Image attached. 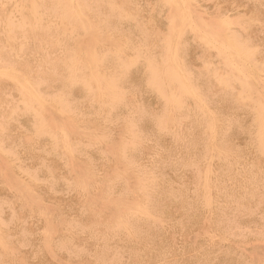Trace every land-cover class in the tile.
<instances>
[{"label":"rangeland","instance_id":"374dc122","mask_svg":"<svg viewBox=\"0 0 264 264\" xmlns=\"http://www.w3.org/2000/svg\"><path fill=\"white\" fill-rule=\"evenodd\" d=\"M2 1L0 0V7L4 10L2 12L0 10V18L2 16L0 19V29L2 28L0 30V63H2L0 64V76H2L0 77V92L2 93V95L0 93V126L3 128H0V243L2 244H0V251L3 250L0 252V264H264V187H230V178L218 174L221 171L215 167L214 145H204L203 150H198V145L187 142L190 141L189 137H192L195 129L190 128L187 115L179 110L184 103L183 93L189 99L193 94L183 74L182 54L179 53L180 49L177 45L188 31L194 30L193 25L200 22V13L205 11V6L211 4V0H168L166 2L165 0H70L68 3L66 0H57L59 1L57 6L54 4L56 0L54 3L50 2L51 0L49 3L42 0V4L41 0H31L36 4L30 0H23L28 4L22 0ZM8 1L10 3H7ZM70 2L72 7H70ZM238 2L239 7H244L246 4V0H238ZM66 3L67 7H63ZM121 3H124V6ZM254 3L255 7L264 8V0H254ZM60 4L63 5H61L63 9L67 8L64 12L60 11L62 9L59 7ZM24 7L32 9L31 12L33 11L34 16L37 15L36 18L33 14L31 15L30 9L26 12ZM73 7L76 8L73 9ZM14 9L18 11L17 15ZM22 9L28 14L26 15ZM58 11L63 13L60 14ZM68 11L70 12L67 13ZM71 11L74 12L73 18L79 14L76 17L79 21L76 25ZM85 11L87 14L90 12L92 16L89 14L88 16ZM51 13L55 14L52 16ZM61 15L62 22L59 21ZM68 16L69 21L73 20L75 23L70 24ZM85 16H88V21ZM38 19L41 24L36 22ZM148 19L149 21L145 22ZM247 19L250 21L248 23L256 24L262 22L264 15H245L240 17L239 22L244 23ZM78 24H81L80 27L84 31ZM101 24L105 27H101ZM73 26L77 29L72 28ZM172 27L175 28L174 31ZM171 31L174 36L168 33ZM66 32L70 33L69 36ZM80 34L83 36L81 37ZM188 34L187 37L191 36ZM160 38L164 43L159 41ZM44 40L51 42L46 44ZM53 42L57 44L53 46ZM59 43L62 44L59 45ZM147 43L150 44L147 45ZM43 45L45 48L42 47ZM75 45L77 47H74ZM114 45L119 50L115 49V53L112 54ZM52 46H57L54 51ZM62 47L68 48L65 51H68L69 55ZM82 52H85L86 56ZM89 52L90 56H88ZM98 53H101L100 59H97ZM8 56L12 60L10 58L7 60ZM61 57L63 60L67 58L66 62L70 61L65 63ZM88 57H91L93 61L90 59L88 61ZM71 58H75L73 60L77 61L75 62L77 66ZM78 61L83 64L81 65ZM95 61L97 64L94 63ZM88 62L92 63L87 65ZM12 63H14L13 68H11ZM70 67L74 68L73 71ZM75 67L78 70L75 71ZM22 69L25 70L23 73ZM73 72H75L74 76L70 74ZM98 74L102 77L101 79L98 78ZM114 74L116 75L113 76ZM105 77L107 81H104ZM101 82L104 85H100ZM15 83L18 85L16 86ZM9 85L10 88L7 87ZM2 86L5 87L4 90ZM85 86L86 89H84ZM100 87L104 91H100ZM111 87L115 89L111 90ZM93 88L99 91L96 92ZM106 91L113 93V96ZM15 92H19L20 96ZM29 95L37 97L35 99L34 96ZM37 98L38 101H36ZM108 99L110 100L105 101ZM59 106L63 107V110ZM28 110L30 111L27 112ZM165 116L168 119L166 121H164ZM66 118H72L74 122ZM50 119H53V122ZM162 124L166 127H162ZM58 128L63 132H60ZM85 129L88 131L92 129L93 132L92 130L85 131ZM91 136L97 138V143ZM91 141H94L93 144ZM60 142L62 144L64 142L66 147ZM19 152L22 153L19 154ZM198 155L201 156L200 160L197 159ZM6 160L7 162H4ZM207 171L210 174L213 172L214 175L213 173L208 174ZM220 181L225 183L220 184ZM14 186L17 187L14 188ZM203 192L207 193L204 194L209 200ZM193 200L195 201L192 202ZM36 206L39 209L38 213ZM139 210L142 213H139ZM41 220L46 226L42 225ZM47 227L51 229L49 230L51 234L48 233ZM41 240L45 242L42 243ZM48 254H51L52 258Z\"/></svg>","mask_w":264,"mask_h":264},{"label":"crops","instance_id":"0c3cea01","mask_svg":"<svg viewBox=\"0 0 264 264\" xmlns=\"http://www.w3.org/2000/svg\"><path fill=\"white\" fill-rule=\"evenodd\" d=\"M204 10L193 25L196 32L188 31L177 45L193 94L189 99L183 93L179 108L195 129L187 142L198 145V150L214 145L215 167L230 178V187H264V19L256 24L248 19L246 24L239 22L245 15H264V8L255 7L254 0H246L244 7L238 0H211Z\"/></svg>","mask_w":264,"mask_h":264},{"label":"bare ground","instance_id":"6f19581e","mask_svg":"<svg viewBox=\"0 0 264 264\" xmlns=\"http://www.w3.org/2000/svg\"><path fill=\"white\" fill-rule=\"evenodd\" d=\"M9 1H10V0H9ZM9 1H8L7 3H10ZM13 1H14V0H13ZM17 1H18V0H17ZM17 1H16V2H17ZM30 1H31V0H30ZM49 1H50V0H46L45 2H48V3H49ZM63 1H65V0H63ZM63 1H62V2H63ZM68 1H70V0H66L67 3H68ZM74 1H75V0H74ZM76 1H77V0H76ZM88 1H89V0H88ZM112 1H113V0H112ZM112 1H110V3H111ZM119 1H120V0H119ZM143 1H144V0H143ZM166 1H168V0H165V2H166ZM1 2H3V1L1 0ZM22 2H25V1L22 0ZM31 2H35V1H31ZM42 2H43V1L41 0L40 3L42 4ZM50 2H53V3H54V0H51ZM56 2H57V0H56L55 3H54V4H56L55 6H57V4H58L59 1H58L57 3H56ZM60 2H61V1H60ZM149 2H150V1H149ZM154 2H155V1H154ZM163 2H164V1H163ZM173 2H174V1H173ZM177 2H178V1H177ZM13 3H14V2H13ZM25 3H26V2H25ZM63 3H64V2H63ZM67 3H66L65 6H63L62 4H60L59 7H61V5H62L63 7H67ZM70 3H71V2H70ZM77 3H79V1H78ZM114 3L116 4L115 1H114ZM125 3L128 4L129 2H125ZM150 3H151V2H150ZM150 3H149V4H150ZM160 3H161V1H160ZM170 3H171V2H170ZM219 3H220V2H219ZM5 4H6V3H5ZM18 4H19V3H18ZM20 4H21V3H20ZM22 4H23V3H22ZM26 4H28V3H26ZM35 4H36V2H35ZM81 4H82V3H81ZM121 4H122V6H124V5H123L124 3H121ZM146 4H147V3H146ZM179 4H180V3H179ZM3 5H4V4H3ZM31 5H32V3H30V6H31ZM45 5H47V3H45ZM49 5H52V4H49ZM68 5H69V4H68ZM78 5H79V4H78ZM111 5H112V3H111ZM129 5H130V4H129ZM133 5H134V4H133ZM165 5H166V4H165ZM174 5H175V4H174ZM180 5H181V4H180ZM1 6H2V5H1ZM17 6H18V5H17ZM20 6H22V5H20ZM35 6H36V5H35ZM35 6H34V8L37 7V6H36V7H35ZM40 6H41V5H40ZM76 6H77V5H76ZM79 6H80V5H79ZM116 6H117V5H116ZM122 6H121V7H122ZM145 6H146V5H145ZM167 6H168V5H167ZM178 6H179V5H178ZM231 6H232V4H231ZM12 7H13V6H12ZM38 7H39V6H38ZM38 7H37V8H38ZM41 7H42V6H41ZM68 7H69V6H68ZM70 7H72V3L70 4ZM80 7H81V6H80ZM80 7H78V9H79ZM113 7H114V5H113ZM117 7H120V6H117ZM151 7H152V6H151ZM174 7H175V6H174ZM174 7H173V8H174ZM180 7H181V6H180ZM232 7H233V6H232ZM18 8H19V7H18ZM21 8H22V7H21ZM24 8H25V7H24ZM37 8H36V9H37ZM48 8H49V7H48ZM51 8H52V7H51ZM57 8H58V7H57ZM61 8H62V7H61ZM75 8H76V7H75ZM75 8L73 7V9H75ZM83 8H84V7H83ZM114 8H115V7H114ZM130 8H132L131 5H130ZM135 8H136V7H135ZM149 8H150V7H149ZM167 8H168V7H167ZM169 8H170V7H169ZM169 8H168V9H169ZM3 9H5V8H3ZM11 9H12V8H11ZM27 9H28V7H27ZM27 9L25 8V11H26ZM29 9H30V8H29ZM29 9H28V10H29ZM32 9H33V5H32ZM32 9H30V12H31ZM41 9H42V8H41ZM49 9H50V8H49ZM52 9H53V8H52ZM54 9H55V8H54ZM62 9H63V8H62ZM62 9H60V11H63V12H64V10H66L67 8H66V9H63V10H62ZM69 9H70V8H69ZM69 9H68V10H69ZM133 9H134V8H133ZM152 9H153V8H152ZM230 9H231V8H230ZM0 10H1V12L4 11V10H2L1 7H0ZM8 10H10V9L8 8ZM17 10H18V9H17ZM56 10H57V9H56ZM56 10H55V11H56ZM58 10H59V8H58ZM70 10H71V9H70ZM84 10H85V9H84ZM87 10H88V8H87ZM128 10H129V9H128ZM131 10H132V9H131ZM142 10H143V9H142ZM165 10H167V9H165ZM235 10H236V8H235ZM14 11H16V10L14 9ZM14 11H13V12H14ZM22 11L24 12L23 9H22ZM34 11L37 12L36 10H34ZM38 11H40V10H38ZM43 11H44V10H43ZM46 11H47V13H48L47 8H46ZM60 11H58V12H60ZM75 11H76V10H75ZM90 11H91V9H90ZM122 11H123V10H122ZM147 11H148V10H147ZM17 12H18V11H16L15 14H16ZM26 12H27V11H26ZM44 12H45V11H44ZM44 12H43V14H44ZM50 12H51V11H50ZM53 12H54V11L52 10V13H53ZM56 12H57V11H56ZM63 12H60V14L63 13ZM65 12H66V11H65ZM69 12H70V11H68L67 13H69ZM71 12H72V11H71ZM92 12H93V11H92ZM117 12H118V11H117ZM129 12H130V11H129ZM133 12H134V11H133ZM137 12H138V11H137ZM152 12H153V10H152ZM165 12H166V11H165ZM165 12H164V13H165ZM171 12H172V11H171ZM177 12H178V11H177ZM235 12H236V11H235ZM24 13H25V12H24ZM45 13H46V12H45ZM52 13H51L50 15L53 16L55 13H54V14H52ZM72 13H73V15L71 14L72 19L75 18L74 20L76 21V23H75V21H73V20H72L71 22H72V23H75V25H76L77 22H79V21L76 20V17H77V15H79V14H77V15L73 18V16H74V12H72ZM75 13H77V12H75ZM85 13L87 14L86 11H85ZM120 13H121V12H120ZM135 13H136V10H135ZM139 13H140V12H139ZM147 13H148V12H147ZM166 13H167V12H166ZM166 13H165V14H166ZM175 13H176V12H175ZM25 14L27 15L28 13H25ZM29 14H30V13H29ZM32 14H33V11L31 12V15H32ZM43 14H42V15H43ZM57 14H58V13H57ZM88 14L90 15V12H89ZM88 14H87V15H88ZM93 14H94V13H93ZM96 14H97V13H96ZM96 14H95V16H96ZM151 14H152V13H151ZM168 14L170 15L171 13H168ZM173 14H174V13H173ZM179 14H180V12H179ZM1 15H2V14H1ZM16 15H17V14H16ZM40 15H41V14H40ZM40 15H39V16H40ZM42 15H41V16H42ZM65 15H68V14H65ZM69 15H70V14H69ZM89 15H88V16H89ZM123 15H124V14H123ZM136 15H137V14H136ZM146 15H147L146 18H148V14H146ZM166 15H167V14H166ZM176 15L178 16L177 13H176ZM3 16H4V15H3ZM11 16H12V14H11ZM20 16H21V15H20ZM22 16H23V15H22ZM33 16H34V14H33ZM35 16H37V15H35ZM35 16H34V17H35ZM41 16H40V17H41ZM43 16H44V15H43ZM58 16H59V14H58ZM58 16H57V17H58ZM63 16H64V15H63ZM88 16H87V17L85 16V17L87 18V21H88ZM90 16H92V15H90ZM121 16H122V15H121ZM125 16H126V15H125ZM163 16H164V15H163ZM167 16H168V15H167ZM174 16H175V14H174ZM15 17H16V16H15ZM28 17H29V16H28ZM40 17H37V18H40ZM61 17H62V15L60 16V20H59V21L62 20ZM78 17H79V16H78ZM80 17H81V16H80ZM85 17H84V18H85ZM185 17H186V16H185ZM1 18H2V16H1ZM1 18H0V19H1ZM5 18H6V17H5ZM5 18H3V19H5ZM11 18H12V17H11ZM35 18H36V17H35ZM50 18H51V17H50ZM50 18H49V19H50ZM53 18H54V17H53ZM64 18H66V17H64ZM93 18H94V16H93ZM117 18H118V17H117ZM9 19H10V18H9ZM21 19H22V18H20V20H21ZM27 19L30 20V18H27ZM58 19H59V17H58ZM67 19H68V22H69L70 24H72V23L69 21V16L67 17ZM81 19H82V17H81ZM81 19H79V20H81ZM131 19H132V17H131ZM142 19H143V18L141 17V20H142ZM10 20H11V19H10ZM12 20H13V19H12ZM17 20H18V19H17ZM29 20H28V21H29ZM63 20H64V19H63ZM82 20H83V19H82ZM82 20H81V21H82ZM84 20H86V19H84ZM89 20H91V18H89ZM99 20H100V19H99ZM139 20H140V19H139ZM168 20H169V19H167V21H168ZM188 20H189V19H188ZM5 21L8 22L7 20H5ZM5 21H4V22H5ZM32 21H33V20H32ZM37 21H38V24H39V23L41 24V22H39V21H40L39 19L36 20V22H37ZM43 21H44V19H43ZM51 21H52V20H51ZM64 21H65V20H64ZM64 21H63V24H64ZM87 21H86V23H87ZM92 21H95V19H94V20L92 19ZM92 21H91V22H92ZM147 21H149V19L146 20L145 22H147ZM150 21H151V20H150ZM0 22H1V21H0ZM4 22H3V24H4ZM49 22H50V21H49ZM61 22H62V21H61ZM142 22H143V20H142ZM187 22H188V21H187ZM82 23H83V22H82ZM88 23H90V22H88ZM93 23H94V22H93ZM97 23H98V21H97ZM100 23H101V21H100ZM133 23H134V22H133ZM178 23H180V22H178ZM190 23H191V22H190ZM3 24H2V25H3ZM5 24H6V23H5ZM53 24H54V23H53ZM53 24H52V25H53ZM58 24H59V23H58ZM83 24H85V23H83ZM94 24H95V23H94ZM94 24H91V26L94 25ZM98 24H99V23H98ZM143 24H145V23H143ZM184 24H185V23H184ZM191 24H192V23H191ZM219 24H220V23H219ZM221 24H222V23H221ZM54 25H55V24H54ZM60 25H62V24H60ZM64 25H66V23H65ZM64 25H63V26H64ZM68 25H69V24H68ZM73 25H74V24H73ZM80 25H81V24H80ZM80 25L78 24L79 27H80ZM139 25H141L140 22H139ZM146 25H147V24H146ZM166 25H167V23H166ZM169 25H170V24H169ZM180 25H182V24H180ZM185 25H186V24H185ZM4 26H5V25H4ZM4 26H3V28H4ZM69 26H70V25H69ZM69 26H68V27H69ZM85 26H86V25H85ZM88 26H89V25H88ZM96 26H97V25H96ZM102 26H104V24H103V25L101 24V27H102ZM142 26H145V25H142ZM149 26H150V24H149ZM172 26H173V24H172ZM177 26L180 27L178 24H177ZM177 26L175 25V27H177ZM225 26H226V25H225ZM0 27H1V25H0ZM89 27H90V26H89ZM92 27H93V26H92ZM92 27H91L90 29H92ZM94 27H95V25H94ZM104 27H105V26H104ZM107 27H108V26H107ZM118 27H119V26H118ZM147 27H148V25H147ZM169 27L171 28V25H170ZM69 28H71V27H69ZM72 28H74V26H73ZM80 28H81V27H80ZM99 28H100V27H99ZM154 28H155V27H154ZM164 28H165V27H164ZM172 28H173V27H172ZM182 28H183V27H182ZM186 28H187V27H186ZM194 28H195V27H194ZM1 29H2V28H1ZM1 29H0V30H1ZM62 29H64V27H63ZM74 29H75V28H74ZM76 29H77V28H76ZM76 29H75V30H76ZM78 29H79V28H78ZM81 29H82V28H81ZM84 29H85V28H84ZM86 29H88V27H86ZM86 29H85V30H86ZM90 29H89V31H90ZM104 29H105V28H104ZM148 29H149V28H148ZM148 29H147V30H148ZM155 29H157V28H155ZM166 29H167V27H166ZM176 29H177V28H176ZM69 30H70V29H69ZM69 30H65V31H69ZM71 30H72V29H71ZM79 30H80V29H79ZM82 30H83V29H82ZM102 30H103V29H102ZM108 30H109V29H108ZM120 30H122V29H120ZM168 30H169V29H168ZM170 30H171V29H170ZM172 30L174 31L175 28H173ZM177 30H178V29H177ZM28 31H29V28H28ZM53 31H54V30H53ZM55 31H56V30H55ZM73 31H74V30H73ZM83 31H84V30H83ZM87 31H88V30H87ZM89 31H88V32H89ZM103 31H104V30H103ZM110 31H111V30H110ZM113 31H114V30H113ZM113 31H112V32H113ZM173 31L168 32V33H172ZM194 31H195V29H194ZM57 32H59V31H57ZM69 32H71V31H69ZM69 32H66V34H68V36H69V34H70ZM78 32H79V31H78ZM80 32H81V30H80ZM95 32H96V31H94V33H95ZM112 32H110V33L112 34ZM122 32H123V31H122ZM122 32H120V33H122ZM150 32H151V30H150ZM158 32H160V31H158ZM165 32H167V30H166ZM195 32H196V31H195ZM53 33H54V32H53ZM60 33H61V32H60ZM81 33H82V32H81ZM83 33H85V32H83ZM86 33H87V32H86ZM97 33H99V32H97ZM105 33H106V32H105ZM179 33H181V32H179ZM56 34H57V33H56ZM63 34H64V32H63ZM73 34H75V33H73ZM116 34H117V33H116ZM174 34H175V32H174ZM221 34H222V33H221ZM26 35H27V34H26ZM26 35H25V36H26ZM51 35H52V33H51ZM58 35H61V34H58ZM80 35H81V34H80ZM96 35H98V34H96ZM100 35H101V34H99V36H100ZM103 35H104V34H103ZM103 35H102V36H103ZM113 35H114V34H113ZM148 35H151V34H148ZM166 35H168V34H166ZM166 35H165V36H166ZM171 35L174 36L173 33H172ZM222 35H224V34H222ZM18 36H19V35H18ZM20 36H22L21 32H20ZM23 36H24V35H23ZM52 36H53V35H52ZM61 36H63V35H61ZM75 36L77 37V35H75ZM82 36H83V34L81 35V37H82ZM107 36H108V35H107ZM109 36H110V35H109ZM118 36H119V34H118ZM144 36H145V35H144ZM169 36H170V35H169ZM172 36H171V38H172ZM199 36H200V34H199ZM11 37H14V36L11 35ZM16 37H17V36H16ZM31 37H32V36H31ZM53 37H54V36H53ZM58 37H59V36H58ZM58 37H57V38H58ZM63 37H64V36H63ZM90 37H91V36H90ZM142 37H143V36H142ZM151 37H152V36H150V38H151ZM208 37H209V36H208ZM222 37H224V36H222ZM19 38H21V37H19ZM73 38H74V37H73ZM78 38H80V37H78ZM99 38H100V37H99ZM110 38H111V36H110ZM150 38H149V39H150ZM167 38H168V36L165 37V40H166ZM224 38H225V37H224ZM34 39H35V38H34ZM55 39H56V38H55ZM66 39H67V38H66ZM70 39H71V38H70ZM82 39H83V38H82ZM108 39H109V38H108ZM122 39H123V38H122ZM133 39H134V38H132V40H133ZM152 39H153V38H152ZM156 39H157V37H156ZM163 39H164V38H163ZM174 39H175V38H174ZM174 39H173V41H174ZM209 39H210V37H209ZM39 40H40V39H39ZM50 40H51V38H50ZM52 40H53V39H52ZM161 40H162V39L160 38L159 41L162 42ZM169 40H170V37H169ZM225 40H226V39H225ZM42 41H43V40H42ZM44 41H46V40H44ZM48 41H49V40H48ZM48 41H46V44H48V43L51 42V41H50V42H48ZM53 41H55V40H53ZM56 41H58V40H56ZM71 41H72V40H71ZM99 41H100V40H99ZM112 41H113V39H112ZM136 41H137V40H136ZM151 41H152V40H151ZM155 41H156V40H155ZM196 41H197V40H196ZM207 41H208V40H207ZM210 41H211V40H210ZM230 41H231V40H230ZM60 42H61V41H60ZM65 42H66V40H65ZM74 42H75V40H74ZM95 42H96V41H95ZM137 42H138V41H137ZM148 42H150V41H148ZM152 42H153V41H152ZM165 42L167 43L168 41H165ZM37 43H38V42H37ZM53 43H54V42H53ZM55 43H56V42H55ZM55 43L53 44V46L55 45ZM93 43H94V42H93ZM101 43L103 44V42H101ZM114 43H115V42H114ZM123 43H125V42H123ZM135 43H136V42H135ZM153 43H154V42H153ZM162 43H164V41H163ZM169 43H170V42H169ZM43 44H45V43L43 42ZM56 44H57V43H56ZM60 44H62V43H59V45H60ZM96 44H98V43H96ZM126 44H127V43H126ZM137 44H138V43H137ZM148 44H150V43H147V45H148ZM198 44H199V43H198ZM229 44H230V43H229ZM242 44H243V43L240 42V45H242ZM39 45H40V44H39ZM51 45H52V44H51ZM103 45H104V44H103ZM105 45H106V44H105ZM171 45H172V44H171ZM202 45H203V44H202ZM202 45H201V46H202ZM227 45H228V44H227ZM14 46H15V45H14ZM47 46H48V45H47ZM53 46H52V47H53ZM95 46H96V45H95ZM98 46H99V45H98ZM114 46H115V45H114ZM114 46H113V47H114ZM116 46H117V44H116ZM116 46H115L114 49H112V50H113L112 54L115 53L114 50L118 48V47L116 48ZM130 46H131V45H130ZM133 46H134V45H133ZM204 46H205V45H204ZM224 46H225V45H224ZM17 47H18V46H17ZM42 47H44V45H43ZM55 47H57V46H55ZM55 47H53V49H52L53 51H54V48H55ZM74 47H77V46L75 45ZM93 47H94V46H93ZM93 47H92V48H93ZM96 47H97V46H96ZM99 47H100V46H99ZM104 47L106 48V46H104ZM113 47H112V48H113ZM121 47H122V46H121ZM135 47H137V46L135 45ZM217 47H220V46H217ZM221 47H222V46H221ZM239 47H240V46H239ZM245 47H246V46H245ZM44 48H45V47H44ZM62 48H63V47H62ZM66 48H67V47H66ZM66 48H65V49H66ZM70 48H71V47H70ZM92 48H91V49H92ZM172 48H173V47H172ZM172 48H171V49H172ZM210 48H211V45H209V49H210ZM229 48H230V46H229ZM235 48H236V47H235ZM57 49H58V48H57ZM63 49H64V48H63ZM65 49H64V51H65ZM88 49H89V48H88ZM88 49H87V52H88ZM95 49H96V48H95ZM99 49H100V48H99ZM205 49H206V47H205ZM207 49H208V48H207ZM216 49H217V48H216ZM15 50H17V49H15ZM39 50H41V49H39ZM39 50H38V51H39ZM66 50H68V48H67ZM96 50H97V49H96ZM112 50H111V51H112ZM118 50H119V48H118ZM123 50H124V49H123ZM127 50H128V49H127ZM130 50H131V48H130ZM234 50H236V49H233V53L235 52ZM238 50H239V49H237L236 51H238ZM13 51H14V50H13ZM71 51H72V49H71ZM75 51H76V49H75ZM75 51H74V52H75ZM89 51H91V50H89ZM103 51H104V50H103ZM111 51H109V53H110ZM115 51H116V50H115ZM120 51H121V50H120ZM132 51H133V50H132ZM132 51H131V52H132ZM221 51H222V50H221ZM226 51H228V50L226 49ZM42 52H43V51H42ZM60 52H61V51H60ZM60 52H59V53H60ZM65 52H66V51H65ZM67 52H68V51H67ZM67 52H66V53H67ZM91 52H92V51H91ZM95 52H96V51H95ZM106 52H107V51H106ZM121 52H122V51H121ZM124 52H125V51H124ZM126 52H127V51H126ZM133 52H134V51H133ZM197 52H198V51H197ZM218 52H219V51H218ZM246 52H247V51H246ZM12 53H14V52H12ZM44 53H45V51H44ZM59 53H58L57 55H59ZM63 53H64V52H63ZM69 53H70V51H69ZM75 53H76V52H75ZM82 53H83L84 56H86V53H85V52H82ZM117 53H118V52H117ZM170 53H171V52H170ZM227 53H228V52H227ZM240 53H243V52H240ZM244 53H245V51H244ZM9 54H10V52H9ZM25 54H27V53H25ZM35 54H36V53H35ZM40 54L42 55L43 53H41V51H40ZM67 54H68V53H67ZM72 54L75 55L74 53H72ZM72 54H71V55H72ZM100 54H101V53H100ZM100 54L98 53V58H97V59H100V58H99V55H100ZM118 54H119V53H118ZM118 54H117V55H118ZM168 54H169V53H168ZM171 54H172V53H171ZM213 54H214V53H213ZM223 54H224V53L222 52V55H223ZM231 54H232V53H231ZM231 54H229V55H231ZM29 55H30V54H29ZM37 55H38V53H37ZM61 55H62V53H61ZM68 55H69V54H68ZM73 55H72V56H73ZM80 55H81V53H80ZM92 55H94V54H92ZM108 55H111V54H108ZM232 55H234V54H232ZM235 55H237V54L235 53ZM239 55H240V54H239ZM246 55H247V54H246ZM12 56H13V55H12ZM62 56H63V55H62ZM66 56H67V55H66ZM77 56H78V55H77ZM88 56H90V52H89V55H88ZM95 56H96V55H95ZM115 56H116V54H115ZM119 56H120V54H119ZM219 56H220V55H219ZM243 56H245V54H244ZM248 56H250V55H248ZM0 57H1V56H0ZM14 57H15V56H14ZM14 57H13V58H14ZM67 57H68V56H67ZM80 57H81V56H80ZM80 57H79V58H80ZM82 57H83V56H82ZM91 57H92V56H91ZM91 57H90V58H91ZM100 57H101V55H100ZM125 57H126V56H125ZM223 57H224V56H223ZM231 57H232V56H231ZM235 57H236V56H235ZM7 58H10V59L12 60V58L9 57V56L6 57V59H7ZM57 58H58V57H57ZM59 58H60V55H59ZM64 58H65V53H64ZM86 58H87V57H86ZM90 58L88 57L87 60L89 61ZM92 58L94 59V57H92ZM95 58H96V57H95ZM169 58H170V57H169ZM229 58H230V57H229ZM238 58H240V57H238ZM243 58H244V57H243ZM18 59H19V58H18ZM18 59H17V60H18ZM61 59L63 60L62 57H61ZM73 59H75V58H73ZM73 59L71 58V60H73ZM219 59H221V58H219ZM222 59H223V58H222ZM226 59H227V57H226ZM3 60H4V59H3ZM7 60H8V59H7ZM14 60H15V58H14ZM66 60H67V58H66L65 60H63V62L67 63L68 61H70V60H68V61L66 62ZM77 60H78V57H77ZM80 60H81V58L79 59V61H80ZM84 60H85V59H84ZM90 60H91V59H90ZM227 60H228V59H227ZM241 60H242V59H241ZM244 60H245V59H244ZM1 61H2V60H1ZM73 61H74V60H73ZM79 61H78V63L81 64V62H79ZM91 61H93V60H91ZM96 61H97V60H96ZM96 61H95L94 63H96ZM104 61H105V60H104ZM116 61H117V60H116ZM219 61H220V60H219ZM221 61H222V60H221ZM3 62H4V61H3ZM7 62H8V61H7ZM15 62H18V61H15ZM19 62H20V60H19ZM19 62H18V63H19ZM21 62H22V61H21ZM25 62H26V61L24 60V64H25ZM28 62H29V61H28ZM75 62H77V61H74L73 63H75ZM85 62H86V60H85ZM224 62H225V61H224ZM248 62H249V61H248ZM18 63H17V64H18ZM22 63H23V62H22ZM65 63H64V65H65ZM89 63H92V62H88L87 65H89ZM98 63H99V62H98ZM104 63H105V62H104ZM120 63H121V62H120ZM170 63H171V62H170ZM222 63H223V62H221L220 64H222ZM227 63H228V62H227ZM243 63H244V62H243ZM0 64H2V63H0ZM5 64H6V63H5ZM12 64H13V66H12L11 68L14 67V63H12ZM19 64H20V63H19ZM19 64H18V65H19ZM24 64H23V65H24ZM69 64H70V63H69ZM75 64H76V63H75ZM82 64H83V63H82ZM82 64H81V65H82ZM96 64H97V63H96ZM99 64H100V63H99ZM228 64H229V63H228ZM228 64H226V65H228ZM21 65H22V64H21ZM21 65H20V67H21ZM26 65H28V64H26ZM29 65H30V63H29ZM71 65H72V64H71ZM91 65H93V64H91ZM91 65H90V66H91ZM126 65H127V64H126ZM224 65H225V64H224ZM226 65H225V66H226ZM247 65H248V64H247ZM250 65H253V64H250ZM0 66H1V65H0ZM3 66H4V64H3ZM3 66H2V67H3ZM6 66H7V65H6ZM76 66H77V64H76ZM79 66H80V65H79ZM79 66H78V67H79ZM83 66H84V65H83ZM90 66H89V67L87 66V67L91 69L92 66H91V67H90ZM97 66L100 67L99 65H97ZM220 66H221V65H220ZM244 66H245V64H244ZM253 66H255V65H253ZM7 67H8V66H7ZM20 67H18V69H19ZM27 67H28V66H27ZM32 67H33V66H32ZM73 67H74V66H73ZM80 67H81V66H80ZM84 67H85V66H84ZM247 67H249V66H247ZM251 67H252V66H251ZM5 68H6V67H5ZM16 68H17V65H16ZM25 68H26V66H25ZM33 68H34V67H33ZM64 68H65V67H64ZM70 68H72V67H70ZM70 68H69V69H70ZM81 68H82V67H81ZM92 68H94V67H92ZM174 68H175V66H174ZM198 68H199V67H198ZM255 68H256V67H252L253 70H254ZM20 69H21V68H20ZM30 69H32V68H30ZM73 69H74V68H72V71H73ZM97 69H99V68H97ZM126 69H128V68H126ZM0 70H1V69H0ZM6 70H7V69H6ZM10 70H11V69H10ZM12 70H14V69H12ZM27 70H28V69H27ZM27 70H26V71H27ZM32 70H34V69H32ZM76 70H78V69H76V67H75V71H76ZM81 70H82V69H81ZM86 70H87V69H86ZM109 70H110V69H109ZM124 70H125V69H124ZM238 70H239V69H238ZM258 70H259V69H258ZM258 70H257V71H258ZM24 71H25V70L22 69V73H23ZM70 71H71V70H70ZM82 71H83V70H82ZM88 71H89V70H88ZM88 71H87V72H88ZM90 71H92V70H90ZM111 71H112V70H111ZM121 71H123V69H122ZM255 71H256V70H255ZM257 71H256V74H257ZM259 71H260V70H259ZM7 72H8V71H6V73H7ZM33 72H35V71H33ZM68 72H69V71H68ZM87 72H86V73H87ZM100 72H101V70H100ZM100 72H99V74H100ZM20 73H21V72H20ZM29 73H30V72H29ZM66 73H67V72H66ZM74 73H75V72L70 73V74L73 75ZM77 73H79V71H78ZM93 73H95V72H93ZM105 73H107V72H105ZM258 73H259V72H258ZM2 74H3V73H2ZM9 74H10V73H9ZM9 74H8V75H9ZM17 74H18V73H17ZM35 74H36V73H35ZM81 74H82V73H81ZM99 74H98V76H99L98 78L101 79L102 77H100ZM223 74H224V73H222V75H223ZM259 74H260V73H259ZM5 75H6V74H5ZM10 75H11V74H10ZM33 75H34V74H33ZM94 75L96 76V74H94ZM94 75H93V76H94ZM104 75H105V74H104ZM115 75H116V74H114L113 76H115ZM184 75H185V74H184ZM210 75H211V74H210ZM228 75H229V74H228ZM11 76H13V75H11ZM67 76H68V78H69V75H67ZM73 76H74V75H73ZM93 76H92V77H93ZM101 76H103V74H101ZM105 76H106V75H105ZM224 76H226V75H224ZM224 76H222V77H224ZM230 76H231V75H230ZM0 77H2V76H0ZM6 77H7V76H6ZM31 77H32V75H31ZM33 77H34V76H33ZM52 77H53V76H52ZM52 77H51V79H52ZM64 77H65V76H64ZM81 77H82V76H81ZM83 77H84V75H83ZM88 77H89V74H88ZM110 77H111V76H110ZM122 77H123V76H122ZM232 77L234 78L233 73H232ZM232 77H231V78H232ZM8 78H10V77H8ZM28 78H29V76H28ZM79 78H80V77H79ZM84 78H85V77H84ZM93 78H94V77H93ZM224 78H225V77H224ZM10 79H11V78H10ZM20 79H21V78H20ZM53 79H54V77H53ZM70 79H71V78H70ZM74 79H75V77H74ZM94 79H96V78H94ZM105 79H106V80H105ZM105 79H104V81H107V78H106V77H105ZM63 80H64V79H63ZM67 80H68V79H67ZM78 80H80V79H78ZM89 80H90V78H89ZM97 80H98V79H97ZM97 80H95V81H97ZM13 81H14V80H13ZM16 81H17V80H15V82H16ZM30 81H32V79H31ZM70 81H71V80H70ZM76 81H77V80H76ZM80 81H82V80H80ZM86 81H87V78H86ZM92 81H93V79H92ZM92 81H89V82H92ZM98 81H100V80H98ZM98 81H97V82H98ZM111 81H112V83H113V80H111ZM143 81H144V80H143ZM4 82H5V81H4ZM22 82H23V81H22ZM24 82H25V81H24ZM24 82H23V83H24ZM34 82H35V81H33V83H34ZM67 82H68V81H67ZM97 82H96V87H97V85H98ZM102 82H103V81H102ZM102 82H101L100 85H104V84H102ZM108 82H109V80H108ZM116 82H119V81L116 80ZM1 83H2V82H1ZM17 83H18V82H17ZM65 83H66V82H65ZM92 83H93V82H92ZM103 83H104V82H103ZM112 83H111V84H112ZM119 83H120V82H119ZM186 83H187V82H186ZM5 84H6V83H5ZM34 84H35V83H34ZM68 84H69V83H68ZM70 84H71V83H70ZM70 84H69V85H70ZM84 84H85V83H84ZM89 84H90V83H89ZM93 84H94V83H93ZM93 84H92V85H93ZM105 84H106V83H105ZM3 85H4V84H3ZM15 85L17 86L18 84L15 83ZM15 85H13V86H15ZM74 85H75V84H74ZM78 85H79V83H78ZM81 85H82V82H81L80 86H81ZM92 85H91V87H92ZM108 85H109V84H108ZM112 85H113V84H112ZM31 86H33V85H31ZM36 86H37V85H36ZM109 86H110V85H109ZM2 87H3V86H2ZM7 87L10 88V85L7 86ZM7 87H6V88H7ZM11 87H12V86H11ZM23 87H24V86H23ZM27 87H28V86H27ZM72 87H73V86H72ZM82 87H83V86H82ZM91 87H90V88H91ZM102 87H103V86H102ZM4 88H5V87H3V90H4ZM18 88H19V87H18ZM20 88H21V87H20ZM24 88H25V87H24ZM24 88H23V90H24ZM68 88H69V86H68ZM94 88H95V87H94ZM94 88H93V89H94ZM98 88H99V87H98ZM104 88H105V86H104ZM106 88H107V87H106ZM1 89H2V88H1ZM28 89H29V88H28ZM28 89H27V90H28ZM84 89H86V86H85ZM100 89H101L100 91L103 90V88H101V87H100ZM107 89H108V88H107ZM114 89H115V88L112 89V87H111V90H114ZM15 90H16V89H15ZM19 90H20V89H19ZM23 90H21V91H23ZM80 90H81V88H80ZM97 90H98V89H97ZM10 91H11V90H10ZM12 91H13V90H12ZM25 91H26V90H24V92H25ZM28 91H29V90H28ZM28 91H27L26 93H28ZM30 91L33 93L32 90H30ZM39 91H40V89H39ZM65 91H66V90H65ZM92 91H93V90H92ZM92 91H91V92H92ZM94 91H96V90L94 89ZM98 91H99V90H98ZM98 91H96V92H98ZM103 91H104V90H103ZM115 91H116V90H115ZM195 91H196V90H195ZM37 92H38V91H37ZM42 92H43V91H42ZM81 92H82V91H81ZM106 92L110 93L109 91H106ZM116 92H117V91H116ZM0 93H1V92H0ZM15 93H17V92H15ZM18 93H19V92H18ZM18 93H17V94H18ZM58 93H59V92H58ZM58 93H57L56 95H58ZM77 93H78V92H77ZM85 93H88V92H85ZM94 93H95V92H94ZM104 93H105V92H104ZM11 94H12V93H11ZM17 94H16V95H17ZM22 94H23V93H22ZM22 94H21V95H22ZM96 94H98V93H96ZM106 94H107V93H106ZM112 94H113V93H110L111 96H113ZM1 95H2V93H1ZM8 95H9V94H8ZM13 95H14V93H13ZM68 95H70V94H68ZM77 95H78V94H77ZM90 95H92V94L90 93ZM90 95H88V96H90ZM98 95H99V94H98ZM18 96H20V95L18 94ZM27 96H28V95H27ZM29 96H34V95H29ZM100 96H101V95H100ZM105 96H106V95H105ZM3 97H5V96H3ZM3 97H2V98H3ZM6 97H7V96H6ZM12 97H13V96H12ZM35 97H37V96H34L33 98H35ZM92 97H94V96H92ZM107 97H108V96H107ZM200 97H201V96H200ZM13 98H14V97H13ZM17 98H18V97H17ZM53 98H54V97H53ZM87 98H88V97H87ZM102 98H103V96H102ZM108 98H109V97H108ZM196 98H197V97H196ZM14 99H15V98H14ZM14 99H13V100H14ZM18 99H19V98H18ZM35 99H36V98H35ZM35 99H34V100H35ZM93 99H94V98H93ZM98 99H99V97H98ZM98 99H97V100H98ZM106 99H107V98H106ZM112 99H113V98H112ZM0 100H1V98H0ZM2 100H3V99H2ZM31 100H33L32 97H31ZM57 100H58V99H57ZM60 100H61V99H60ZM95 100H96V99H95ZM99 100H100V99H99ZM99 100H98V101H99ZM109 100H110V99L105 100V101H109ZM36 101H38V98H37ZM36 101H32V102H36ZM45 101H46V100H45ZM48 101H49V100H48ZM74 101H75V100H74ZM85 101H86V100H85ZM87 101H88V100H87ZM92 101H93V100H92ZM103 101H104V99H103ZM166 101H167V100H166ZM199 101H200V100H199ZM11 102H13V101H11ZM16 102L18 103L17 100H16ZM29 102H30V100H29ZM46 102H47V101H46ZM51 102L54 103V101H51ZM59 102H60V101H59ZM63 102H64V101H63ZM80 102H81V101H80ZM100 102H101V101H100ZM254 102H255V101H254ZM38 103H39V102H38ZM53 103H52V104H53ZM87 103H88V102H87ZM172 103H173V102H172ZM27 104L29 105L28 102H27ZM36 104H37V103H36ZM39 104H41V103H39ZM56 104H58V103H56ZM56 104H55V106H56ZM60 104H61V103H60ZM60 104H59V105H60ZM90 104H91V103H90ZM252 104H253V102H252ZM252 104H250V105L252 106ZM16 105H18V104H16ZM30 105H31V104H30ZM43 105H44V103H43ZM46 105H47V103H46ZM81 105H82V104H81ZM83 105H84V104H83ZM85 105H87V104H85ZM93 105H94V103H93ZM96 105H97V103H96ZM171 105H172V104H171ZM211 105H212V104H211ZM243 105H244V103H243ZM23 106H24V105H22V107H23ZM25 106H26V105H25ZM34 106H35V105H34ZM38 106H39V105H38ZM40 106H41V105H40ZM47 106H48V105H47ZM49 106H51V104H50ZM55 106H54V109H56ZM60 106H61V105H60ZM60 106H59V107H60ZM134 106H135V105H134ZM241 106H242V105H241ZM22 107H21V109H22ZM30 107H31V106H30ZM87 107H88V105H87ZM115 107H116V106H115ZM252 107H253V106H252ZM252 107H251V108H252ZM255 107H257V104L255 105ZM259 107H260V105H259ZM259 107H258V108H259ZM16 108H17V106H16ZM57 108H58V107H57ZM62 108H63V107H62ZM62 108L60 107L61 110H63ZM80 108H81V107H80ZM18 109H19V108H18ZM21 109H20V110H21ZM28 109H30V108H28ZM58 109H59V108H58ZM83 109H84V108H83ZM211 109H213L212 106H211ZM248 109H249V108H248ZM259 109L261 110V108H259ZM259 109H258V110H259ZM26 110H27V108H26ZM31 110L33 111V108H32ZM34 110H35V109H34ZM39 110H40V109H39ZM39 110H38V111H39ZM45 110H46V109H45ZM45 110H44V111H45ZM64 110H65V109H64ZM86 110H87V109H86ZM173 110H174V109H173ZM251 110H252V109H251ZM258 110L256 109L257 112H258ZM260 110H259V111H260ZM29 111H30V110H28L27 112H29ZM58 111L60 112V110H58ZM81 111H82V110H81ZM83 111H84V110H83ZM103 111H105V110H103ZM170 111H171V110H170ZM174 111H175V110H174ZM20 112H21V111H20ZM24 112H25V111H24ZM46 112H47V111H46ZM54 112H56V110H55ZM71 112H72V111H71ZM73 112H74V111H73ZM167 112H168V111H167ZM250 112H251V111H250ZM250 112H249V113H250ZM31 113H32V112H31ZM35 113H36V111H35ZM35 113H34V114H35ZM60 113H61V112H60ZM74 113H75V112H74ZM170 113H171V112H170ZM258 113H259V112H258ZM258 113L256 114V116L258 115ZM62 114H63V113H62ZM64 114H65V113H64ZM64 114H63V115H64ZM67 114H68V113H67ZM67 114H66V115H67ZM99 114H100V113H99ZM172 114H173V113H172ZM172 114H171V115H172ZM175 114H176V111H175ZM215 114H216V113H215ZM215 114H214V115H215ZM254 114H255V112H254ZM36 115H38V114H36ZM39 115H40V114H39ZM60 115H61V114H60ZM103 115H104V114H103ZM165 115H166V114H165ZM171 115H170V117H171ZM251 115H252V114H251ZM86 116H87V115H86ZM161 116H162V115H161ZM163 116H164V115H163ZM166 116H167V115H166ZM166 116H165V117H166ZM256 116H255V118H256ZM32 117H33V116H32ZM34 117H35V116H34ZM36 117H37V116H36ZM67 117H68V115H67ZM70 117H71V116H69V118H70ZM117 117H118V116H117ZM165 117H164V118H165ZM172 117H173V116H172ZM174 117H175V116H174ZM38 118H40V117L38 116ZM42 118H43V117H42ZM88 118H89V117H88ZM107 118H108V117H107ZM113 118H114V117H113ZM46 119H47V118H46ZM46 119H44V120H46ZM66 119H67V118H66ZM71 119H72V118H71ZM71 119H67V120H71ZM91 119H92V117H91ZM175 119H176V118H175ZM51 120H52V122H53V119H50V121H51ZM158 120H159V119H158ZM162 120H163V119H161V121H162ZM166 120H168L167 117H166V119H164V121H166ZM170 120H172V119H170ZM71 121H73V120H71ZM92 121H93V120H92ZM92 121H91V122H92ZM217 121H218V120H217ZM44 122H45V121H44ZM73 122H74V121H73ZM78 122H79V121H78ZM120 122H121V121H120ZM162 122H163V121H162ZM162 122H161V123H162ZM218 122H219V121H218ZM83 123H84V122H83ZM92 123H95V122H92ZM153 123H154V122H153ZM164 123H165V122H164ZM167 123H168V122H167ZM219 123H220V122H219ZM219 123H218V124H219ZM37 124H38V123H37ZM47 124H48V121H47ZM76 124H77V122L75 123V125H76ZM88 124L90 125L91 123H88ZM55 125H56V124H55ZM92 125H93V124H92ZM101 125H102V124H101ZM156 125H157V124H156ZM44 126H45V125H44ZM48 126H49V124H48ZM59 126H60V125H59ZM61 126H62V125H61ZM61 126H60V127H61ZM77 126H78V125H77ZM94 126H96V125H94ZM119 126H120V125H119ZM163 126H164V125L162 124V127H163ZM171 126H175V125H172V124H171ZM200 126H201V125H200ZM54 127H55V126H54ZM57 127H58V126L56 125V128H57ZM80 127H81V126H80ZM110 127H111V126H110ZM164 127H166V126H164ZM0 128L3 129L1 126H0ZM14 128H15V127H14ZM88 128H89V127H88ZM91 128H92V127H91ZM94 128H95V127H94ZM99 128H100V127H99ZM122 128H123V127H122ZM202 128H203V127H202ZM20 129H21V128H20ZM39 129L41 130L40 127H39ZM43 129H45V128H43ZM51 129L53 130V128H51ZM62 129H63V127H62ZM82 129H83V128H81V130H82ZM96 129H97V128H96ZM111 129H112V128H111ZM168 129H169V128H168ZM168 129H167V130H168ZM15 130H16V129H15ZM21 130H22V131H26V130H23V128H22ZM46 130H48L47 127H46ZM56 130H57V129H56ZM58 130H61V129L58 128ZM58 130H57V131H58ZM63 130H64V129H63ZM63 130H61L60 132H63ZM67 130H68V129H67ZM77 130H79V129L77 128ZM83 130H84V129H83ZM86 130H87V129H85V131H86ZM90 130H92V129H90ZM90 130H89V131H90ZM112 130H113V129H112ZM124 130H125V129H124ZM126 130H127V129H126ZM126 130H125V131H126ZM170 130H171V129H170ZM173 130H174V129H173ZM0 131H1V130H0ZM4 131H5V129H4ZM4 131H3V132H4ZM7 131H8V130H7ZM16 131H17V130H16ZM18 131H20V130H18ZM41 131H42V130H41ZM53 131H54V130H53ZM65 131H66V130H65ZM65 131H64V132H65ZM87 131H88V130H87ZM89 131H88V132H89ZM120 131H121V130H120ZM128 131H129V130H128ZM49 132H50V131H49ZM92 132H93V130H92ZM101 132H102V131H101ZM123 132H124V131H123ZM163 132H164V131H163ZM168 132H170V131L168 130ZM0 133H1V132H0ZM41 133H42V132H40V134H41ZM46 133H47V132H46ZM58 133H59V131H58ZM125 133H126V132H125ZM171 133H172V131H171ZM3 134H4V133H3ZM9 134H10V133H9ZM37 134H39V132H37ZM48 134H49V133H48ZM64 134L68 135L67 133H64ZM64 134H62V136H63ZM69 134H70V133H69ZM88 134H89V133H88ZM90 134H91V133H90ZM126 134H127V133H126ZM7 135H8V134H7ZM22 135H23V134H22ZM26 135H29V134H26ZM26 135H25V136H26ZM66 135H64V137H65ZM118 135H119V134H118ZM120 135H121V134H120ZM120 135H119V136H120ZM4 136H6V135L4 134ZM11 136H12V135H11ZM30 136H31V135H30ZM60 136H61V135H60ZM119 136H118V137H119ZM124 136H125V135H124ZM164 136H165V135H164ZM27 137H28V136H27ZM67 137H68V136H66V138H67ZM69 137H70V136H69ZM80 137H82V136H80ZM83 137H84V139H86L85 136H83ZM91 137H92V136H91ZM9 138H10V137H9ZM30 138H31V137H30ZM34 138H35V137H34ZM54 138H55V137H54ZM92 138H93V137H92ZM160 138H161V137H160ZM2 139H4V138H2ZM7 139H8V138H7ZM7 139H6V141H7ZM61 139H63V138L61 137ZM64 139H65V138H64ZM84 139H83V140H84ZM93 139H95V137H94ZM93 139H92V140H93ZM119 139H120V138H119ZM16 140H17V138H16ZM68 140H69V138H68ZM86 140L89 141L88 139H86ZM90 140H91V139H90ZM95 140H96V143H97V138H96ZM95 140H94V141H95ZM115 140H116V139H115ZM0 141H1V140H0ZM9 141H10V140H9ZM12 141H13V140H12ZM65 141H66V139H65ZM69 141H70V140H69ZM69 141H68V142H69ZM94 141H91V143L93 144ZM99 141H100V140H98V142H99ZM121 141H123V139H122ZM3 142H4V141H3ZM10 142H11V141H10ZM19 142H20V141H19ZM26 142H27V141H26ZM35 142H36V141H35ZM68 142H67V145H68ZM72 142H73V141H72ZM114 142H115V141H114ZM165 142H166V141H165ZM1 143H2V142H1ZM87 143H88V142H87ZM119 143H120V142H119ZM119 143H118V145H120ZM20 144H22V143H20ZM31 144H32V143H31ZM60 144H62V143L60 142ZM63 144H65V143L63 142ZM63 144H62V145H63ZM94 144H95V143H94ZM10 145H11V144H10ZM12 145H13V144H12ZM12 145H11V146H12ZM50 145H51V144H50ZM63 146H64V145H63ZM51 147H52V146H51ZM64 147H66V144H65ZM68 147H69V146H68ZM70 147H71V145H70ZM75 147H76V145H75ZM120 147H121V146H120ZM120 147H117V148H120ZM122 147H123V145H122ZM16 148H17V146H16ZM21 148H22V147H21ZM29 148H30V147H29ZM49 148H50V147H49ZM61 149H62V146H61ZM162 149H163V148H162ZM198 149H199V148H198ZM0 150H1V149H0ZM18 150H19V149H18ZM24 150H25V149H24ZM32 150H33V148H32ZM64 150H66V149H64ZM118 150H119V149H118ZM120 150H121V148H120ZM11 151H12V150H11ZM11 151H10V152H11ZM20 151H21V150H20ZM62 151H63V150H62ZM67 151H68V150H67ZM70 151H71V150H70ZM108 151H109V150H108ZM0 152H1V151H0ZM5 152H6V150H5ZM25 152H27V151H25ZM65 152H66V151H65ZM65 152H64V153H65ZM71 152H72V151H71ZM21 153H22V152H21ZM21 153L19 152V154H21ZM23 153H24V152H23ZM39 153H40V151H39ZM68 153H69V152H68ZM113 153H114V152H113ZM24 154H25V153H24ZM27 154H28V153H26V155H27ZM66 154H67V153H66ZM167 154H168V153H167ZM173 154H174V153H173ZM4 155H5V154H4ZM22 155H23V154H22ZM26 155H25V156H26ZM40 155H41V154H40ZM7 156H8V155H7ZM68 156H69V155H68ZM28 157H29V156H28ZM165 157H166V156H165ZM169 157H170V156H169ZM32 158H33V157H32ZM34 158H35V157H34ZM5 159H7V158L5 157ZM71 159H72V158H71ZM163 159H164V158H163ZM165 159H166V158H165ZM8 161H9V160H8ZM54 161H55V160H54ZM56 161H57V160H56ZM4 162H7V160L4 161ZM8 164H9V163H8ZM20 164H21V163H20ZM29 164H30V163H29ZM31 164H32V163H31ZM5 165H6V164H5ZM10 165H11V162H10ZM10 165H9V166H10ZM61 165H62V164H61ZM9 166H8V167H9ZM5 167H6V166H5ZM13 167H14V166H13ZM6 168H7V167H6ZM64 168H65V167H64ZM66 168H67V167H66ZM10 169H11V167H10ZM181 170H182V169H181ZM17 171H18V169H17ZM17 171H16V172H17ZM86 171H87V170H86ZM20 172H21V171H20ZM25 172H26V171H25ZM207 172H209V171H207ZM86 173H87V172H86ZM86 173H85V174H86ZM205 173H206V172L204 171V174H205ZM212 173H213V172H212ZM212 173H211V174H212ZM230 173H231V172H230ZM232 173H233V172H232ZM0 174H1V172H0ZM24 174H25V173H24ZM85 174H84V175H85ZM88 174H89V172H88ZM115 174H117V173H115ZM167 174H168V173H167ZM208 174H210V172H209ZM211 174H210V175H211ZM22 175H23V173H22ZM86 175H87V174H86ZM205 175H206V174H205ZM213 175H214V173H213ZM3 176H4V175H3ZM25 176L27 177V175H25ZM229 176H230V175H229ZM16 177H17V176H16ZM205 177H206V176H205ZM210 177H211V176H210ZM17 178H18V177H17ZM19 178H20V176H19ZM27 178H28V177H27ZM0 179H1V178H0ZM25 179H26V178H25ZM30 179H31V178H30ZM75 179H76V178H75ZM81 179H82V177H81ZM207 179H208V178H207ZM69 180H70V179H69ZM85 180L87 181V178H85ZM202 180H203V179H202ZM27 181H28V180H27ZM32 181H33V179H32ZM114 181H115V179H114ZM21 182H22V181H21ZM25 182H26V181H25ZM25 182H23V183H25ZM34 182H35V181H34ZM34 182H33V183H34ZM82 182H83V181H82ZM164 182H165V181H164ZM204 182H205V179H204ZM207 182H208V181H207ZM3 183H4V182H3ZM18 183H20V182H18ZM33 183H32V184H33ZM77 183H78V181H77ZM77 183H76V185H77ZM87 183H88V181H87ZM9 184H10V183H9ZM25 184H26V183H25ZM25 184H23V185H25ZM27 184H28V183H27ZM34 184H35V183H34ZM89 184H90V182H89ZM203 184H204V183H203ZM203 184H202V187H203ZM83 185H84V184H83ZM90 185H91V184H90ZM206 185H207V184H206ZM206 185H205V186H206ZM18 186H19V185H18ZM29 186H30V184H29ZM36 186H37V185H36ZM36 186H35V187H36ZM77 186H78V185H77ZM91 186H92V185H91ZM6 187H7V186H6ZM16 187H17V186H16ZM16 187L14 186V188H16ZM24 187H25V186H24ZM27 187H28V185H27ZM33 187H34V186H33ZM75 187H76V186H75ZM86 187H88V186H86ZM96 187H97V186H96ZM98 187H99V186H98ZM12 188H13V187H12ZM14 188H13V189H14ZM19 188H20V186H19ZM23 189H24V188H23ZM85 189H86V188H85ZM10 190H12V189H10ZM16 190H17V189H16ZM28 190L30 191V189H28ZM24 191H25V190H24ZM29 191H28V192H29ZM31 191H32V190H31ZM75 191H76V190H75ZM206 191H207V190H206ZM13 192H15V191H13ZM85 192H86V191H85ZM73 193H74V192H73ZM87 193H88V192H87ZM204 193H206V192H203V195L206 197L207 195H205ZM24 194H25V193H24ZM75 194H76V193H75ZM206 194H207V193H206ZM12 195H13V194H12ZM16 195H17V194H16ZM25 195H26V194H25ZM28 195H31V194L28 193ZM68 195H69V194H68ZM76 195H77V194H76ZM76 195H75V196H76ZM34 196H35V195H34ZM36 196H39V195H36ZM36 196H35V197H36ZM43 196H44V195H43ZM14 197H15V196H13V198H14ZM71 197H72V196H71ZM17 198H18V197H17ZM17 198H16V199H17ZM37 198H38V197H37ZM39 198H40V197H39ZM207 198H208V196H207ZM16 199H15V200H16ZM25 199H26V198H25ZM30 199H31V198H30ZM41 199H42V197H41ZM62 199H63V198H62ZM72 199H73V198H72ZM202 199H203V198H202ZM18 200H19V198H18ZM31 200H32V199H31ZM31 200H30V201H31ZM44 200H45V199H44ZM208 200H209V198H208ZM37 201L39 202V199H38ZM194 201H195V200H193L192 202H194ZM204 201H205V199H204ZM45 202H46V201H45ZM61 202H62V201H61ZM205 202H206V201H205ZM29 203H30V202H29ZM29 203H27V204H29ZM24 204H25V203H24ZM24 204H22V205H24ZM67 204H68V203H67ZM71 204H72V203H71ZM207 204H208V203H207ZM25 205H26V204H25ZM38 205H40V204L38 203ZM26 206H27V205H26ZM33 206H34V205H33ZM207 206H208V205H207ZM36 207H37V206H36ZM36 207H35V208H36ZM135 207H136V206H135ZM29 208H30V207H29ZM33 208H34V207H33ZM208 208H209V207H208ZM215 208H216V206H215ZM42 209H43V208H42ZM42 209H40V210H42ZM44 209H45V208H44ZM209 209H210V208H209ZM212 209H213V208H212ZM36 210H37L36 212L38 213V210H39L38 207H37ZM43 211H44V210H43ZM139 211H140L139 213H142L141 210H139ZM209 211H210V210H209ZM136 212H137V211H136ZM41 213H42V212H41ZM44 213H45V212H44ZM44 213H43V214H44ZM34 214H35V212H34ZM212 214H213V213H212ZM217 214H218V213H217ZM51 215H52V214H51ZM48 216H49V215H48ZM39 217L41 218V217H42V214H41V216L39 215ZM39 217H38V218H39ZM44 217H45V216H44ZM50 218H51V216H50ZM43 220H44V219H43ZM50 220H51V219H50ZM46 221H47V220H46ZM114 221H115V220H114ZM114 221H113V222H114ZM29 222H30V221H29ZM41 223H42V220H41ZM50 223H51V222H50ZM29 224H30V223H29ZM42 225H44V224L42 223ZM57 225H58V224H57ZM44 226H46V225H44ZM47 226H48V224H47ZM50 226H51V224H49V227H50ZM53 226H55V225H53ZM33 228H34V227H33ZM42 228H43V227H42ZM44 228H45V227H44ZM50 228H52V227H50ZM55 228H56V227H55ZM45 229H46V228H45ZM0 230H1V229H0ZM31 230H32V229H31ZM47 230H48V233H50L49 230H51V229H48V227H47ZM34 231H35V229H34ZM42 231H43V229H42ZM45 231H46V230H45ZM60 231H61V230H60ZM3 232H4V231H3ZM39 232H40V231H39ZM211 232H212V231H211ZM40 233H41V232H40ZM43 233H46V232H43ZM58 233H59V232H58ZM0 234H1V233H0ZM50 234H51V233H50ZM42 235L46 236V234H42ZM40 236H41V235H40ZM60 236H61V235H60ZM2 238H3V237H2ZM46 238H47V237H46ZM39 239H40V238H39ZM42 239H44V238H42ZM47 239H48V238H47ZM224 240H225V239H224ZM49 241H50V240H49ZM41 242L44 243L45 241L43 242V241L41 240ZM46 243H47V242H46ZM49 243H50V242H49ZM49 243H48V244H49ZM0 244H1V243H0ZM3 244H4V243H3ZM1 245H2V244H1ZM1 245H0V247H1ZM45 245H46V244H45ZM45 245H44V246H45ZM46 247L48 248V245H46ZM42 248H43V250H44V247H42ZM50 248H51V247H50ZM0 249H1V248H0ZM2 250H3V249H2ZM2 250H1V251H2ZM10 250H11V249H10ZM1 251H0V252H1ZM6 251H7V250H6ZM6 251H5V252H6ZM9 252H10V251H9ZM45 252H46V251H45ZM51 254H52V253H51ZM51 254H48L49 257H50ZM53 255H54V254H53ZM50 258H52V257H50ZM21 259H22V258H21ZM42 259H43V258H42Z\"/></svg>","mask_w":264,"mask_h":264}]
</instances>
